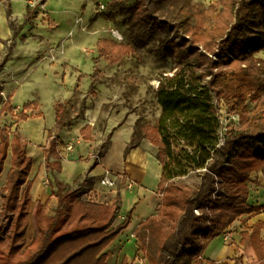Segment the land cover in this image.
Wrapping results in <instances>:
<instances>
[{"label": "trees", "instance_id": "trees-1", "mask_svg": "<svg viewBox=\"0 0 264 264\" xmlns=\"http://www.w3.org/2000/svg\"><path fill=\"white\" fill-rule=\"evenodd\" d=\"M2 1L7 2L6 17L12 28L9 2ZM131 1L130 12L136 23L180 31L184 41L181 55L191 60L186 65L177 64L174 72L158 79L155 97L159 116L153 125L139 124V131L132 132L123 150L125 159L130 149L139 145L141 134L157 147L155 157L161 167L157 184L160 204L155 214L136 226L134 236L146 264H191L194 259L198 264H228L201 256L212 238L260 206L248 202L247 180L252 171L264 175V59L254 55L264 48V37L247 39L243 30L248 11L258 7L264 16V0H214L204 16L179 4L165 17L157 15L159 5L176 0ZM30 14L27 5L24 24ZM17 35L13 30L12 37ZM100 50L116 62L132 47L121 42L103 43ZM0 102V113L9 111L13 123L42 115L40 110L26 113L37 108L35 102H26L14 111L9 95L2 99L1 86ZM218 103L225 105L228 114L238 116V125L228 131L219 146ZM54 113L60 129L66 124L64 103H56ZM80 134L89 140V125L82 127ZM47 142L44 166L60 171L57 137L48 133ZM8 152L10 166L0 191V264H105L102 250L128 226L131 210L114 224L119 211L117 200L110 204L86 200L77 189L54 179L49 182V196L57 200V207L48 215L40 202L35 205L34 234L26 243L32 157L17 127L10 131L1 126L0 173ZM96 164L93 161L92 167ZM193 171L200 172L201 180L210 178L209 187L203 190L202 180L195 194L187 185L174 182ZM256 224L263 226L262 222ZM185 229L186 233L179 236ZM239 243L241 253L230 259L233 264L242 256L247 264H264V238L255 229L243 231Z\"/></svg>", "mask_w": 264, "mask_h": 264}, {"label": "rangeland", "instance_id": "rangeland-1", "mask_svg": "<svg viewBox=\"0 0 264 264\" xmlns=\"http://www.w3.org/2000/svg\"><path fill=\"white\" fill-rule=\"evenodd\" d=\"M17 1L14 0L13 3L14 11L18 12L19 7L24 6V12L18 19L11 16L10 31L12 33L16 30L18 35L15 38L10 36L1 39L4 49L0 53V62L8 49H15L17 53L14 62L29 65L41 64L38 66L41 68L37 76H34L36 79L32 83L37 88L35 94L41 99V116L47 125L54 121L56 103H64L66 123L80 116L83 117L85 113L91 141V150L87 156L91 158L90 165L93 161L106 162L108 164L106 168L114 172H111L110 176L109 171H105H108L110 179H114L115 185H106L103 191H90V189L93 190V181L86 176H79L69 189H77L82 193L81 198L86 200L102 203H106L111 198V202L117 200L119 211L114 224L119 223L133 206L130 200L121 203L120 187L127 181L129 189L134 191L137 189V186L130 181L125 166L120 164L123 148H125L123 145L126 144L127 134L130 133V139L134 130L139 131V124H155L160 113V106L155 97L158 79L174 72L177 64L190 63V59L181 55L184 48L183 35L180 31L169 32L155 26L145 27L136 23L130 12L131 0H22L20 6ZM213 1L176 0L174 4L167 1L159 5L156 13L158 16L165 17L167 13L175 12L179 4H184L190 8L191 12L204 16ZM25 5L31 8V14L28 23L24 24ZM248 17L249 20L243 30L246 38L264 37V16L260 8L248 11ZM118 42L131 46L132 51L113 62L112 57L102 54L100 48L103 43ZM254 55L264 59V48L254 52ZM45 67H49L52 73H49ZM2 81L3 77L0 75V82ZM34 85L32 90L35 88ZM26 86L29 85L26 84L25 88ZM217 106L219 119L226 125V129L223 130L225 138L228 131L238 125V116L228 114L222 103H218ZM250 106L251 104L248 103V107ZM109 121L113 122L114 126L111 132L105 134L103 130ZM16 124L13 123L12 118L0 117V127L5 126L12 131ZM54 125L57 127L56 122ZM26 128L20 129L25 136L29 134V127ZM60 129H48L47 135L48 133L55 135L59 151L68 155L72 149L67 150L68 144L58 140L57 131ZM139 135L138 146L155 157L157 147L141 134ZM133 140H136V137ZM30 145L36 147L32 142ZM47 145L46 137L43 149ZM30 152L29 155L34 163L33 168L36 169L40 161L44 164V153L40 154L37 148H30ZM144 152L139 148L130 153L129 165L133 175L141 176L145 169L147 177L150 174L152 176L149 167L145 166ZM64 166L66 168L63 178L87 168L81 159ZM60 171H55L56 173L47 171L48 182L53 183L54 179H57V172ZM104 172L98 176V182ZM258 175L263 174L261 171H252L248 176L247 186L252 193L258 191L257 186L260 185ZM151 176L150 179H152ZM147 177H145L146 183L142 182L141 185L143 189L149 191L152 184L148 183L150 180ZM202 180L203 190H205L210 185V178ZM202 180L200 172L193 171L174 179V182L187 185L195 194L200 191ZM160 192L156 188L152 191L154 200L145 198L150 210L154 201L156 209L158 208ZM255 195L256 198L260 197L258 194ZM132 196L134 197L135 194ZM32 211L33 209H30L28 215L32 230L29 229L30 231H26L24 235L26 243L30 242L35 229ZM194 213H198V210H194ZM135 218L132 219L133 223ZM185 233L186 229L179 236ZM168 243L171 244L172 240L169 239ZM133 254L130 256L131 261L124 264H146L143 253L140 251V244L136 243V253Z\"/></svg>", "mask_w": 264, "mask_h": 264}, {"label": "crops", "instance_id": "crops-1", "mask_svg": "<svg viewBox=\"0 0 264 264\" xmlns=\"http://www.w3.org/2000/svg\"><path fill=\"white\" fill-rule=\"evenodd\" d=\"M22 0H18L17 4L20 6ZM9 7L11 10V16L14 19H18L22 16L24 12V6L23 8L19 7L18 12L14 11V0H8ZM25 5V11H26ZM6 9H7V2L2 1L0 2V53L3 51L4 46L1 42V39H6L7 37H12L10 26L8 25V19L6 17ZM23 9V10H22ZM9 50V57H6L5 62L0 67V75L3 77V81L0 82L1 86V96L2 99L5 100L6 97L9 95V103L13 107L14 111L20 110L22 105L26 102H35L37 104V108L35 110H26V113H35L36 111H41V99L38 97L37 94V88L32 81L36 79L34 76H37L38 71L40 70L41 64L37 63L36 65H29L27 63L23 62H14L16 50ZM7 53V51H6ZM5 53V55H6ZM35 53V52H34ZM47 68V67H45ZM49 73L51 72V69L49 67L47 68ZM46 74V72L44 73ZM28 84L29 86L25 85ZM31 84L34 85V89L32 90ZM58 101V100H56ZM55 101V102H56ZM2 102H0V108H1ZM55 105V103H54ZM42 112V111H41ZM0 117L2 118H12L9 111H3L0 113ZM54 117V116H53ZM54 121L47 125L44 121L43 116L41 117H28L25 120H20L17 122L16 125H14V128L17 127L20 135H22V138H24L27 141V150L28 154H30V148H37L40 154H43V147L46 143V135L48 132V129L55 128L57 129L56 125H54ZM85 125H88V121L86 120L85 113L82 116H80L76 120L68 121L59 131H57L58 140L62 143L72 145L74 144V148H72V152L70 154H65L64 152H60V162L62 166V171L57 172L56 178L61 181L62 183H66L69 188L74 185L75 180L79 177H88L93 181V186L90 191H103L106 189V185H101L98 182V176L103 174L105 170L109 171V175L111 176V172H114L113 170H110L106 168V162H100L97 163L95 166L92 167L89 162V151L91 150L90 146V139L84 140L80 134V130ZM114 126V123L109 121L106 126L104 127L105 134L111 132L112 128ZM22 127H29V131L27 136L21 133L20 129ZM13 128V129H14ZM27 129V128H26ZM92 130V129H91ZM130 133L127 134L126 137V144L129 141ZM33 140V141H32ZM33 143L36 145V147H33L30 145V143ZM112 143V142H111ZM123 145L124 147L126 146ZM93 145V143H92ZM94 146V145H93ZM111 148V145H110ZM109 148V149H110ZM141 149L142 152H144V149L140 146H137L135 148H132L130 152L126 155V158L123 159V152H122V158L120 160V164L125 166L126 172L130 177V181L137 186L136 191L129 189L127 187V181L123 184L122 187H120V197H121V203L130 200L133 204L131 209V217L130 222L126 228H124L103 250L102 252L106 253V259L105 264H121L123 259L125 262L131 261V255L133 256L134 252L136 253V243L139 244L137 239L134 236V230L136 226L145 218H147L150 215L155 214L156 207H155V201L154 205L152 206V210L149 209L147 200L153 199L152 197V191L157 188V184L160 178V172L161 167L158 162V160L148 152H144L145 161H148L151 166L153 167V173L150 179L149 175L147 177V170L144 169V173L141 174V176L133 175L132 171L129 166V156L130 153L134 151V149ZM59 150V149H58ZM124 150V148H123ZM44 157V154H43ZM41 155V160L43 159ZM81 157V158H80ZM82 160L84 161L85 166L87 167L86 170L75 172L71 174L69 177H62L64 175L65 171V164L69 163H75V160ZM105 160V158H104ZM148 162L145 163V166H147ZM127 163V164H126ZM10 166V153L8 152V155L3 163V169L0 173V191L2 187L5 185L6 180V173ZM34 163L32 160V167L28 173V179L31 180V187H30V204L29 208L34 209L35 205L40 202L42 206H44L45 213L48 215H52L54 213V210L57 207V200L54 197H50V190H49V182L47 179V170L44 167V164L42 161H40L37 165V168H33ZM112 169V168H111ZM56 173L55 171H53ZM66 173V172H65ZM149 174V173H148ZM147 177L150 182L149 184H152V186L149 187V191H146L142 188V182L146 181ZM47 180V181H45ZM146 183V182H145ZM258 183L260 184L258 187V191L248 193V202L252 205H260L259 210L256 212H252L249 214H243L237 219H235L232 224L220 235L212 238L206 247L203 250L202 258H208L210 260H213L216 263H220L223 261H227L228 264H233V261L230 260L232 258H235L241 253V245L239 243L241 238V233L243 231H248L249 233L255 229L259 235L260 238H264V176L258 175ZM48 186V187H47ZM135 186V187H136ZM261 191V192H260ZM135 196L133 197L132 195ZM255 194L260 195L259 198H256ZM255 195V196H254ZM112 200L109 199L106 201V203H110ZM258 200V201H256ZM101 202V201H100ZM133 217L135 218V221L133 223ZM262 222L263 226L258 227L256 223ZM32 230V227L28 225V228ZM132 237H131V236ZM191 264H198L197 260L194 259ZM202 264H206L204 261ZM237 264H247V259L245 256H242V259Z\"/></svg>", "mask_w": 264, "mask_h": 264}, {"label": "built area", "instance_id": "built-area-1", "mask_svg": "<svg viewBox=\"0 0 264 264\" xmlns=\"http://www.w3.org/2000/svg\"><path fill=\"white\" fill-rule=\"evenodd\" d=\"M219 121H220V129L218 131V144H217L218 146L219 145H222L224 143V133H223V130L226 129V127H225L226 125L221 122V119H219ZM71 149H72V145H67V150H70L71 151ZM99 182L102 185H108V186L115 185L114 179H110L108 177V171H105L104 172V175L99 179Z\"/></svg>", "mask_w": 264, "mask_h": 264}, {"label": "bare ground", "instance_id": "bare-ground-1", "mask_svg": "<svg viewBox=\"0 0 264 264\" xmlns=\"http://www.w3.org/2000/svg\"><path fill=\"white\" fill-rule=\"evenodd\" d=\"M148 162V161H146ZM130 166V165H129ZM147 166L149 167V172L153 173V167L151 166V164L148 162ZM148 169V168H147ZM151 176V174H150ZM30 231V230H29Z\"/></svg>", "mask_w": 264, "mask_h": 264}]
</instances>
